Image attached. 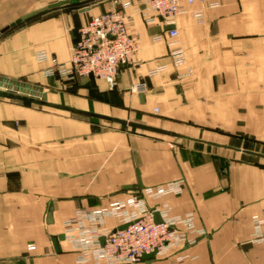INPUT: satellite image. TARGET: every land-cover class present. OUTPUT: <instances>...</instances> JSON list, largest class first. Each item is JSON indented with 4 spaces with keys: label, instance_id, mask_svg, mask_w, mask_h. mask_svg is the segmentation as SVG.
Segmentation results:
<instances>
[{
    "label": "crops",
    "instance_id": "1",
    "mask_svg": "<svg viewBox=\"0 0 264 264\" xmlns=\"http://www.w3.org/2000/svg\"><path fill=\"white\" fill-rule=\"evenodd\" d=\"M54 1L0 0V29ZM145 6L90 0L0 35V89L47 94L30 103L0 94V264H95L79 261L66 221L134 196L150 209L168 206L170 216H193L196 242L151 264H264V240L253 239L256 218L264 231V0L184 2L176 37ZM112 8L124 10L138 42L115 87L47 75L51 62L42 54L68 61L79 26ZM179 48L183 65L172 57ZM140 82L146 88L132 90ZM106 116L176 135L104 125ZM179 180L180 192L146 193ZM120 224L111 216L104 227Z\"/></svg>",
    "mask_w": 264,
    "mask_h": 264
},
{
    "label": "built area",
    "instance_id": "2",
    "mask_svg": "<svg viewBox=\"0 0 264 264\" xmlns=\"http://www.w3.org/2000/svg\"><path fill=\"white\" fill-rule=\"evenodd\" d=\"M195 0H145L146 11L153 10L167 23V32L176 37L179 34L175 18L184 11L183 3ZM130 4L129 1H126ZM126 4V5H127ZM215 5V4H214ZM202 17L201 11H199ZM162 38V34L155 39ZM138 48L136 36L129 29L128 16L122 8H112L93 15L81 24L72 44L68 61L43 53L44 59H50L47 75H57L66 83L83 77L103 79L110 88H114L120 67L133 61ZM176 65L186 63V52L179 48L172 52ZM166 65L153 69L157 74ZM192 70L187 74H192ZM145 82L136 83L132 90H144ZM156 112L159 111L155 107ZM182 180L173 181L159 188H147L146 193L160 197L167 192L182 191ZM158 212L161 220L156 221ZM118 217L121 224L114 228L104 227L107 217ZM184 223L182 231L178 224ZM263 221L255 219V240H264ZM65 236L80 250L81 262L92 261L95 264H145V253L155 252L156 256L167 254L171 247L192 244L197 236L191 233L194 227L193 216H170L169 207L163 209L147 208L142 198L137 196L127 201H117L100 209H80L66 221ZM123 224L126 227L119 228ZM205 231L201 230L203 234Z\"/></svg>",
    "mask_w": 264,
    "mask_h": 264
},
{
    "label": "water",
    "instance_id": "3",
    "mask_svg": "<svg viewBox=\"0 0 264 264\" xmlns=\"http://www.w3.org/2000/svg\"><path fill=\"white\" fill-rule=\"evenodd\" d=\"M83 1H86V0H57V1L51 2L47 6L33 10L31 12H28V13L22 15L21 17L17 18L12 23L4 26L3 28L0 29V35L2 33H5L6 31H8L12 27H15L18 24L22 23L23 21H26L27 19L34 17V16H36V15H38L44 11L54 9V8H58V7H63V6L74 4V3L83 2ZM91 7H92L91 5H87L85 7H82L80 10L81 11H87V10L91 9ZM89 79H90L89 77H86L84 81H88ZM0 94L6 95L9 97L18 98L21 100L28 99L31 101L45 102V100L47 99L46 93H43L40 99L30 97V96L25 95V94L13 92V91L3 90V89H0ZM105 118L109 121L116 122V123H119L122 125H126V126H129L131 128H135L136 130H142L145 132H151V133L162 134V135H171V136L176 135V132L171 130V129L150 125V124H147V123H144V122H141L138 120H134V119H125V118H119V117H114V116H106ZM155 218H156V221L161 220L158 212L155 213ZM127 225L128 224H123L119 228L126 227ZM143 257L146 260V264H151L152 260H154L156 258V254H155V252L145 253Z\"/></svg>",
    "mask_w": 264,
    "mask_h": 264
},
{
    "label": "rangeland",
    "instance_id": "4",
    "mask_svg": "<svg viewBox=\"0 0 264 264\" xmlns=\"http://www.w3.org/2000/svg\"><path fill=\"white\" fill-rule=\"evenodd\" d=\"M90 0H87V1H84V2H82L81 4H85V3H87V2H89ZM100 1H102V0H100ZM81 4H79V5H81ZM94 121H98V119L97 120H94ZM102 123H104V125L105 124H113V125H120L121 127H125V126H123L122 124H119V123H114V122H110V121H103ZM127 128H129V129H133V128H131V127H129V126H127ZM138 131H142V130H138Z\"/></svg>",
    "mask_w": 264,
    "mask_h": 264
},
{
    "label": "trees",
    "instance_id": "5",
    "mask_svg": "<svg viewBox=\"0 0 264 264\" xmlns=\"http://www.w3.org/2000/svg\"><path fill=\"white\" fill-rule=\"evenodd\" d=\"M86 1H87V0H86ZM83 2H84V1H83ZM81 3H82V2L74 3V4H70V5H66V6L74 7V6H78V5L81 4ZM23 101L26 102V103H30V102H31V100H28V99H23ZM123 126L127 127L126 125H123ZM132 130H135V131H136L135 128H133Z\"/></svg>",
    "mask_w": 264,
    "mask_h": 264
}]
</instances>
